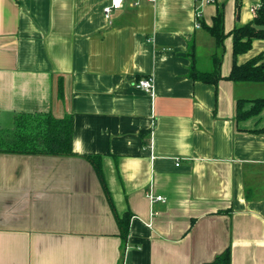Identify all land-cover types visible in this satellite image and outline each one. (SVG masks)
<instances>
[{"label":"crops","instance_id":"obj_1","mask_svg":"<svg viewBox=\"0 0 264 264\" xmlns=\"http://www.w3.org/2000/svg\"><path fill=\"white\" fill-rule=\"evenodd\" d=\"M110 1L0 0V127L71 116L76 153L0 152V264H203L227 247L232 264H264V109L236 120L264 82L225 78L232 35L224 78L190 75L217 50L197 11L212 25L223 7L229 33L262 0H124L108 19ZM263 51L254 39L236 61ZM146 76L153 93L135 86Z\"/></svg>","mask_w":264,"mask_h":264},{"label":"trees","instance_id":"obj_2","mask_svg":"<svg viewBox=\"0 0 264 264\" xmlns=\"http://www.w3.org/2000/svg\"><path fill=\"white\" fill-rule=\"evenodd\" d=\"M240 5L242 0H236ZM207 31L216 40V52L213 54L214 69L200 71L192 63L191 77L196 81L208 84H217L224 78L221 71L224 41L228 35L233 36L234 63L226 79L233 81L264 82V51L255 55L248 61L239 64L236 58L239 54L246 53L252 48L254 39L264 38V0L257 10L252 21L236 27L229 33L225 29V12L219 7L213 17V24H203ZM251 103L249 108L246 104ZM264 109V97L256 99L241 98L236 103V120L242 121L260 115ZM254 131L264 133V127ZM0 152L43 154V155H75L73 137V119L71 116L57 118L50 112H21L14 116L11 127H0ZM94 165L97 174L103 179V170L99 155H86ZM130 214L123 217L117 216L120 235L126 239L129 234ZM203 264H232V249L227 247L211 260Z\"/></svg>","mask_w":264,"mask_h":264},{"label":"built area","instance_id":"obj_3","mask_svg":"<svg viewBox=\"0 0 264 264\" xmlns=\"http://www.w3.org/2000/svg\"><path fill=\"white\" fill-rule=\"evenodd\" d=\"M210 2H216V0H208ZM123 2L124 0H111L109 4H107L105 7H104V14L106 16V18L110 19L111 16H112V13L114 10H117V9H120L123 5ZM261 4L259 5H256L252 8V11L254 12V14L257 13V10L259 9ZM197 18L199 19V17H201V13L200 11L198 10L197 11ZM197 26H200V22L198 21L197 23ZM135 86L139 89H142V90H145L147 92H150V93H153L154 91V87H155V84H154V79L152 76H146V77H142L140 79H138L136 82H135ZM148 196L149 198L152 200V201H156V200H160V201H163L165 202L166 201V198L162 195H156L154 194L152 191L148 193Z\"/></svg>","mask_w":264,"mask_h":264}]
</instances>
